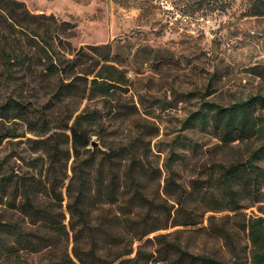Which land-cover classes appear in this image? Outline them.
Segmentation results:
<instances>
[{
    "label": "trees",
    "instance_id": "obj_1",
    "mask_svg": "<svg viewBox=\"0 0 264 264\" xmlns=\"http://www.w3.org/2000/svg\"><path fill=\"white\" fill-rule=\"evenodd\" d=\"M194 3L189 14L216 1ZM221 4L215 9L224 10ZM48 19L53 15L32 14L23 2L0 0V84H12L0 99V144L17 139L31 154L24 163L10 151L0 164V259L264 264V94L227 105L206 101L190 114L185 126H207L218 153L251 146L183 182L184 149L169 148L160 166L162 150L151 147L156 127L145 123L147 131L119 140L95 132L111 119L140 127L138 104L122 96L125 71L104 46L66 50ZM44 78L55 80L47 99L24 94L36 88L22 85ZM92 135L100 138L95 147ZM175 226L185 229L157 233Z\"/></svg>",
    "mask_w": 264,
    "mask_h": 264
},
{
    "label": "rangeland",
    "instance_id": "obj_2",
    "mask_svg": "<svg viewBox=\"0 0 264 264\" xmlns=\"http://www.w3.org/2000/svg\"><path fill=\"white\" fill-rule=\"evenodd\" d=\"M17 1L32 14L53 15L48 19L49 29L62 45L68 44L66 50L104 46L103 52L108 51L125 71L128 86L122 96L138 104L134 118H138L140 127L131 120L111 119L93 127L95 132L119 140L144 129L145 123L156 127L151 147L155 153L162 150L156 158L160 166L169 148L184 149L185 158L178 167L183 182L202 177L210 162L245 154L251 146L243 143L218 153L212 149L217 141L207 126L196 123L186 127L184 122L203 102L227 105L264 94V0H214L215 4L195 15L189 14L187 7L195 0ZM220 4L224 10L215 9ZM39 81L22 88H36L24 94L40 96L42 102L52 92L55 80ZM10 93L12 84H0V99ZM91 138L100 143L98 136ZM16 142L13 139L12 143L0 144V164L7 153L15 150L24 157V163L29 160L26 145ZM251 210L255 212L251 208L246 212ZM183 229L175 226L157 233ZM0 264L10 262L0 259Z\"/></svg>",
    "mask_w": 264,
    "mask_h": 264
},
{
    "label": "water",
    "instance_id": "obj_3",
    "mask_svg": "<svg viewBox=\"0 0 264 264\" xmlns=\"http://www.w3.org/2000/svg\"><path fill=\"white\" fill-rule=\"evenodd\" d=\"M97 145H98V143H97L96 141L92 140V142H91V146H92V147H95V146H97Z\"/></svg>",
    "mask_w": 264,
    "mask_h": 264
}]
</instances>
